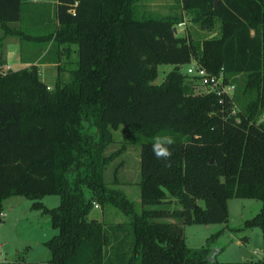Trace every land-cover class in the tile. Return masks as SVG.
Here are the masks:
<instances>
[{
    "label": "trees",
    "instance_id": "trees-1",
    "mask_svg": "<svg viewBox=\"0 0 264 264\" xmlns=\"http://www.w3.org/2000/svg\"><path fill=\"white\" fill-rule=\"evenodd\" d=\"M178 1L193 21L217 20L219 33L176 34L180 16H136L137 0H56L52 29L32 34L7 24L21 19V0H0L3 33L49 41L55 62L75 44L69 79L51 88L32 60L0 71V210L20 194L56 228L43 241L47 259L4 264H264L216 260L212 235L189 247L182 232L185 223L225 222L231 196L254 197L259 209L242 224L259 227L264 250V0ZM191 59L221 71L230 93L194 92L180 70ZM158 63L172 67L154 83ZM118 124L139 145V210L103 179L122 148L104 152ZM157 134L175 141L169 161L152 153ZM49 193L58 203L47 207L38 198ZM95 202L127 221L89 217ZM167 216L176 221L155 219Z\"/></svg>",
    "mask_w": 264,
    "mask_h": 264
},
{
    "label": "rangeland",
    "instance_id": "rangeland-1",
    "mask_svg": "<svg viewBox=\"0 0 264 264\" xmlns=\"http://www.w3.org/2000/svg\"><path fill=\"white\" fill-rule=\"evenodd\" d=\"M29 0H21V28L32 34H44L55 24L54 9L46 8L43 12L41 26H35L31 16L24 12L30 6ZM29 3V4H28ZM34 3H32L33 5ZM28 7V8H26ZM50 10V11H49ZM173 14L180 16L182 21L176 30V34H188L192 39H202L217 35L218 21L215 20L210 27L204 26L197 21L190 19V14L180 7L178 0H137L135 5V15H164ZM1 32V31H0ZM1 34V33H0ZM1 38V36H0ZM14 41V38H10ZM1 40V39H0ZM45 41L24 40L19 43L20 52L28 58H36L51 61L53 58L45 53L48 48ZM63 46V44H62ZM75 45L69 46V52L63 49L59 54L55 64L48 63L37 66L40 79H43L48 88H51L55 79L58 81L68 80L69 68L74 63ZM50 51V47L48 49ZM40 54V55H39ZM191 59L190 61H192ZM185 65L180 66V70L185 72ZM172 67L171 63L156 64V75L152 82L163 81L165 73ZM241 79L243 75H236ZM192 85L193 91L198 92L203 89L194 79L188 75L185 78ZM230 91V90H229ZM230 93V92H229ZM257 119H260L257 117ZM112 141L105 147L104 152L114 151L122 145L116 155L106 164L103 171V179L109 184L121 187L136 204L139 210L138 188L136 181L138 178V143L130 140L131 136L124 133L121 124L111 129ZM10 197V196H9ZM172 199V198H171ZM38 200L45 206L50 207L58 203V195L55 193L44 194ZM32 199L23 195H13L5 198L1 203L0 210V260L4 263L14 260L18 255H22L26 260L40 261L49 257V251L43 241L56 232V228L50 226L49 215L40 207L31 206ZM198 203L202 200L198 199ZM92 205L88 212L89 217H95L103 221L104 224L120 223L125 224L127 217L109 204ZM175 205L176 203H169ZM227 220L225 222L210 223H185L182 226L184 243L189 247L200 246L205 243L206 238L212 235L210 240V253L214 254L219 261H236L244 258L247 252H254L252 258H262L264 260V250L261 244V233L257 226L244 227L242 222L245 218L252 216L260 206V200L254 197L231 196L226 200ZM157 220L176 221L172 217H156ZM242 236H246L243 239ZM238 240V242H237ZM0 263V264H4Z\"/></svg>",
    "mask_w": 264,
    "mask_h": 264
},
{
    "label": "crops",
    "instance_id": "crops-1",
    "mask_svg": "<svg viewBox=\"0 0 264 264\" xmlns=\"http://www.w3.org/2000/svg\"><path fill=\"white\" fill-rule=\"evenodd\" d=\"M30 3V6L32 8H28L25 10V13L28 14L29 16L32 17L33 19V24L35 26H41V24H43L42 22V16L39 15V11L43 12V10H45L46 8L53 10L54 9V4L56 2V0H29L28 1ZM28 3V4H29ZM32 3H34L32 5ZM49 10V11H50ZM23 17H21L20 20H14V21H9L7 24L9 26L12 27H22L20 26V22L22 20ZM55 18V17H54ZM178 22H183L182 19H180L179 21H177L175 24H173V26L175 27V32L178 28V26L176 25ZM56 23V21H55ZM0 36H1V40H0V71H5L7 69H17L23 66H27L29 63H35L36 66H41L39 68H42L44 65L48 64V63H53L55 64V61H48V60H44V61H36V58H28L26 57V55H22L20 52V48H19V43H21L22 41H24L25 39H19V36L16 34H9V33H3L2 29L0 28ZM10 38H14L12 41ZM27 41V40H26ZM32 41V40H30ZM45 43L49 44V41H45ZM71 45H75V44H71ZM40 55V54H39ZM32 60V61H31ZM31 61V62H29ZM38 70V68H37ZM39 75V74H38ZM43 80V79H42ZM44 81V80H43ZM138 155H139V147H138ZM137 155V160H139V156ZM11 197V196H10ZM9 196L7 198H10ZM5 199V198H4ZM246 239V236L245 238ZM238 242V240H237ZM256 252L253 249L251 250V252H247L244 256V258H241L240 260H249V259H256V258H252L251 255ZM4 263L3 261L0 260V263Z\"/></svg>",
    "mask_w": 264,
    "mask_h": 264
},
{
    "label": "built area",
    "instance_id": "built-area-1",
    "mask_svg": "<svg viewBox=\"0 0 264 264\" xmlns=\"http://www.w3.org/2000/svg\"><path fill=\"white\" fill-rule=\"evenodd\" d=\"M180 24L181 22H178L176 25L178 26ZM184 73L191 76L199 85L203 87L201 91L212 90L216 93H229L232 89V86L230 84L222 83L221 71L217 73H211L194 59L186 63ZM259 118L262 119L264 118V116H260ZM94 205L96 204L94 203Z\"/></svg>",
    "mask_w": 264,
    "mask_h": 264
},
{
    "label": "clouds",
    "instance_id": "clouds-1",
    "mask_svg": "<svg viewBox=\"0 0 264 264\" xmlns=\"http://www.w3.org/2000/svg\"><path fill=\"white\" fill-rule=\"evenodd\" d=\"M174 139L168 135H159L153 137L152 153L158 160L169 161L172 157L170 145L174 144Z\"/></svg>",
    "mask_w": 264,
    "mask_h": 264
},
{
    "label": "water",
    "instance_id": "water-1",
    "mask_svg": "<svg viewBox=\"0 0 264 264\" xmlns=\"http://www.w3.org/2000/svg\"><path fill=\"white\" fill-rule=\"evenodd\" d=\"M172 31L175 33V27L174 26H172Z\"/></svg>",
    "mask_w": 264,
    "mask_h": 264
}]
</instances>
